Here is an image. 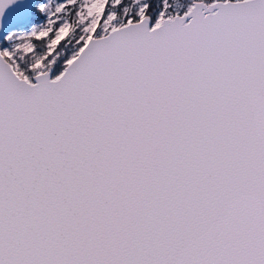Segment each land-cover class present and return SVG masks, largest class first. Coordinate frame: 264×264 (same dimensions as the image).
<instances>
[{
    "label": "snow or ice",
    "instance_id": "obj_1",
    "mask_svg": "<svg viewBox=\"0 0 264 264\" xmlns=\"http://www.w3.org/2000/svg\"><path fill=\"white\" fill-rule=\"evenodd\" d=\"M0 264H264V0H0Z\"/></svg>",
    "mask_w": 264,
    "mask_h": 264
}]
</instances>
